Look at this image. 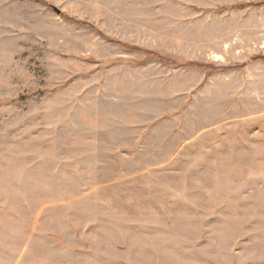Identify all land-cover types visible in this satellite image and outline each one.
<instances>
[{
    "label": "rangeland",
    "instance_id": "obj_1",
    "mask_svg": "<svg viewBox=\"0 0 264 264\" xmlns=\"http://www.w3.org/2000/svg\"><path fill=\"white\" fill-rule=\"evenodd\" d=\"M0 264H264V0H0Z\"/></svg>",
    "mask_w": 264,
    "mask_h": 264
},
{
    "label": "water",
    "instance_id": "obj_2",
    "mask_svg": "<svg viewBox=\"0 0 264 264\" xmlns=\"http://www.w3.org/2000/svg\"><path fill=\"white\" fill-rule=\"evenodd\" d=\"M57 12L60 13V10L57 9Z\"/></svg>",
    "mask_w": 264,
    "mask_h": 264
}]
</instances>
